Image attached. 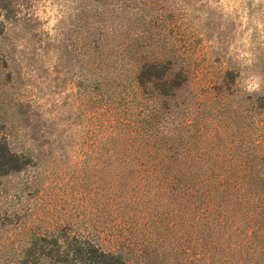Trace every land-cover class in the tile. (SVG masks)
<instances>
[{
    "label": "rangeland",
    "instance_id": "1",
    "mask_svg": "<svg viewBox=\"0 0 264 264\" xmlns=\"http://www.w3.org/2000/svg\"><path fill=\"white\" fill-rule=\"evenodd\" d=\"M100 32L156 43L100 59L128 117L90 86ZM156 58L155 125L182 123L160 144L166 195L146 192L147 145L122 126L156 104L136 79ZM0 142L23 163L0 175V264L60 229L124 264H264V0H0Z\"/></svg>",
    "mask_w": 264,
    "mask_h": 264
},
{
    "label": "trees",
    "instance_id": "2",
    "mask_svg": "<svg viewBox=\"0 0 264 264\" xmlns=\"http://www.w3.org/2000/svg\"><path fill=\"white\" fill-rule=\"evenodd\" d=\"M115 11H118V8ZM98 15L100 16L101 13H98ZM94 24L99 29H108L110 26H113L112 29H115L116 26L111 20L104 21L103 19L96 21ZM142 40L141 37H112L109 39L108 37H104L101 32L89 40V57L92 59V66L99 72L91 73L90 86L93 90L97 91L100 98L106 102L104 105L105 109H116L122 117H128L127 114L133 112L129 111L127 108L120 109L121 102L117 100L119 99L121 101L123 97L121 96L118 98V90L109 86V78L102 71L100 59L102 57H112L109 54L110 52L114 55V62L127 59L132 61L131 57L126 53V49L128 48H126V46L133 42H136V44L138 43V46L145 45L147 47V49L144 48V51L140 55V58H142L144 54H149L156 45V43H152V41H147V44H145ZM111 42L115 43L114 51L109 49ZM157 59L158 58L153 59V61L148 59L140 60L139 71L141 74L136 77L138 87L142 90L139 98L151 99L150 102L153 101L156 102V104L148 109H144L140 106L143 104L140 100L138 103L141 104L136 105L138 106V111H135L139 118L134 124L130 123L128 119H125L122 126L126 130L124 133L128 131L129 134H133L137 137L139 141L142 142V140H144L145 145H147L146 149L139 151L140 153L138 152L140 156L145 157L144 163H140V165L149 166L144 175V177L146 176L147 178L143 181L144 184L146 183V192L152 190L148 186L151 182H154L156 185L153 186V193L166 195L170 192L177 191L174 181L178 179H175L177 177L168 175L167 173L169 164L166 163L168 160L174 159V153H170L171 147L169 145L168 147L164 145L163 149L160 144L163 142V139L166 144L169 137L177 134V132L170 130L171 124L177 127L182 123L173 121V115L171 113L163 117V123L165 124L163 128L159 127V125L163 123H158V126L155 125L154 119L160 111L157 105L158 99L166 98L168 95L161 93L158 89L155 91L154 81L149 79L145 81L143 76L145 69H155L162 64V59ZM168 74L170 75V73ZM94 101H96V99ZM125 102L124 100L122 103ZM175 106L177 107V105ZM187 124L188 123H186V125ZM22 166L23 163H21V158L9 150L5 142H0V175L19 171ZM17 264H124V262L117 254L104 251L89 237L76 235L71 233L69 229H60L57 233L33 241L31 246L26 250L24 257Z\"/></svg>",
    "mask_w": 264,
    "mask_h": 264
}]
</instances>
